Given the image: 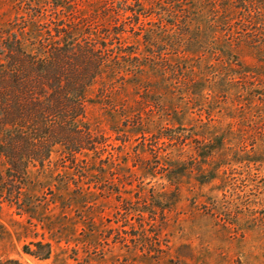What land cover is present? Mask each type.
I'll return each mask as SVG.
<instances>
[{"label":"rangeland","instance_id":"374dc122","mask_svg":"<svg viewBox=\"0 0 264 264\" xmlns=\"http://www.w3.org/2000/svg\"><path fill=\"white\" fill-rule=\"evenodd\" d=\"M53 1L0 0V37L63 22L126 63L88 95L109 147L0 193V264H264V0Z\"/></svg>","mask_w":264,"mask_h":264},{"label":"trees","instance_id":"16d2710c","mask_svg":"<svg viewBox=\"0 0 264 264\" xmlns=\"http://www.w3.org/2000/svg\"><path fill=\"white\" fill-rule=\"evenodd\" d=\"M52 3L68 9L62 1ZM61 24L32 48L15 33L0 37V155L6 163L0 193L20 211L31 169L44 170L57 150L79 166L84 153L109 147L88 123V95L107 70H122L126 56L110 42L85 38ZM47 247L45 254L25 250L47 260Z\"/></svg>","mask_w":264,"mask_h":264}]
</instances>
